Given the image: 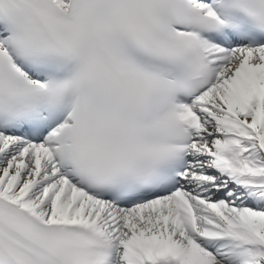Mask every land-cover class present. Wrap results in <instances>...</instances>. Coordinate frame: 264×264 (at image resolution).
Segmentation results:
<instances>
[{"label":"snow or ice","instance_id":"snow-or-ice-1","mask_svg":"<svg viewBox=\"0 0 264 264\" xmlns=\"http://www.w3.org/2000/svg\"><path fill=\"white\" fill-rule=\"evenodd\" d=\"M0 264H264V0H0Z\"/></svg>","mask_w":264,"mask_h":264}]
</instances>
